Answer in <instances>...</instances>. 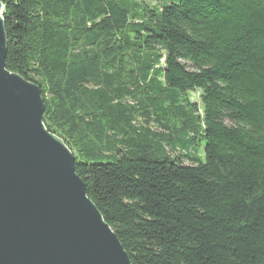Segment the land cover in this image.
<instances>
[{"label": "trees", "instance_id": "16d2710c", "mask_svg": "<svg viewBox=\"0 0 264 264\" xmlns=\"http://www.w3.org/2000/svg\"><path fill=\"white\" fill-rule=\"evenodd\" d=\"M0 1L130 264H264V0Z\"/></svg>", "mask_w": 264, "mask_h": 264}, {"label": "water", "instance_id": "95a60500", "mask_svg": "<svg viewBox=\"0 0 264 264\" xmlns=\"http://www.w3.org/2000/svg\"><path fill=\"white\" fill-rule=\"evenodd\" d=\"M2 12L0 1V264H130L43 125L40 88L5 69Z\"/></svg>", "mask_w": 264, "mask_h": 264}, {"label": "rangeland", "instance_id": "374dc122", "mask_svg": "<svg viewBox=\"0 0 264 264\" xmlns=\"http://www.w3.org/2000/svg\"><path fill=\"white\" fill-rule=\"evenodd\" d=\"M190 97L193 101H198V94L197 93H192L190 94Z\"/></svg>", "mask_w": 264, "mask_h": 264}]
</instances>
